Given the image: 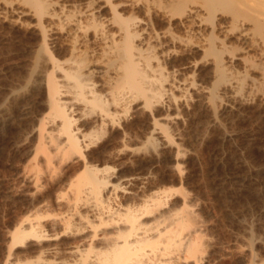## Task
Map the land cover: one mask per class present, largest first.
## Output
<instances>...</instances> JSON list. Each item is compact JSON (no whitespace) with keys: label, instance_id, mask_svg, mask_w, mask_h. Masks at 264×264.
<instances>
[{"label":"bare ground","instance_id":"obj_1","mask_svg":"<svg viewBox=\"0 0 264 264\" xmlns=\"http://www.w3.org/2000/svg\"><path fill=\"white\" fill-rule=\"evenodd\" d=\"M101 1L56 10V0H24L41 29L44 64L34 86L39 109L21 117L36 140L25 176L34 191L51 176L52 196L31 201L34 209L13 222L1 263L202 264L190 194L155 180L150 167L114 178L118 165L166 158L182 175L175 131L190 100L211 110L213 125L223 124L215 106L225 95L241 104L259 93L264 106V0ZM159 19L167 26L155 27ZM186 51L208 59L211 85L193 76L198 60H179ZM186 66L193 72L180 76Z\"/></svg>","mask_w":264,"mask_h":264},{"label":"rangeland","instance_id":"obj_2","mask_svg":"<svg viewBox=\"0 0 264 264\" xmlns=\"http://www.w3.org/2000/svg\"><path fill=\"white\" fill-rule=\"evenodd\" d=\"M87 1L56 0L53 8L59 9L64 2L65 7L77 9L85 6ZM96 2L103 3L101 0ZM106 9H103L104 14L108 13ZM32 14L24 0H0V264L7 252L5 236L15 224L13 222L28 213L26 207L32 211L34 208L30 206L34 202L36 204L52 196L51 176L41 179L44 184L36 191L32 180L25 176V166L31 157L29 149L36 140L27 134L28 124L22 118L25 112L33 115L39 109L36 100L40 93L35 87L40 70L44 68L42 54L39 53L43 38ZM47 19L44 23L49 28L48 33L52 34V18ZM159 20L155 27L162 29L167 26L163 19ZM177 29L185 35L182 28ZM50 38L49 42L52 41ZM234 40L233 37L230 39L236 43ZM178 56L181 61L198 60L197 68L183 67L185 69L180 71V76L191 74L194 70L193 76L198 81L203 79V83L212 84L213 79L207 74L210 63L206 57L201 58V51H186L183 57ZM172 59L168 57L167 62ZM237 61L235 67L242 70V63ZM259 71L251 69L249 74L258 77ZM257 95L241 104H232L228 100L226 103L227 95L219 98L215 109L219 121L223 122L220 121V126L213 125L208 107L204 105L205 108L199 100H192L196 104L190 100V106H186L189 109L185 107L181 110L183 113L185 109L175 131H178L179 135L175 133V137H178L176 140L182 150L184 147V155L180 154L183 158L179 157L184 171L182 175L170 169L174 160L169 158L153 161L150 165L141 161H136V165L134 162L118 166L111 163L119 168L114 178L116 181L117 178H124L122 174L128 177L150 167L156 174L155 180L161 179L165 185L180 187L182 192L192 196L189 198L201 223L200 236H204L203 239L200 237L202 264H264V106L263 99H260L262 95ZM7 119L9 123H6ZM182 192L178 191L184 196ZM180 194H175L173 199L182 197ZM47 206L41 211L45 212ZM46 212L52 213L51 203ZM51 219L47 217L45 222L50 223ZM24 247H18L17 253ZM26 249L20 253L27 254ZM22 253L20 256L25 255Z\"/></svg>","mask_w":264,"mask_h":264}]
</instances>
